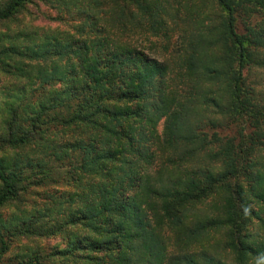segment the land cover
<instances>
[{
  "label": "trees",
  "instance_id": "obj_1",
  "mask_svg": "<svg viewBox=\"0 0 264 264\" xmlns=\"http://www.w3.org/2000/svg\"><path fill=\"white\" fill-rule=\"evenodd\" d=\"M34 1L0 0V23ZM79 10L70 30L0 31L1 70L42 87L32 103L23 88L0 105V264L19 237L34 243L15 264H264V99L246 75L264 67V0ZM180 22L190 34L177 64L131 32L168 40ZM62 177L72 189L3 217ZM53 238L63 242L38 245Z\"/></svg>",
  "mask_w": 264,
  "mask_h": 264
},
{
  "label": "rangeland",
  "instance_id": "obj_2",
  "mask_svg": "<svg viewBox=\"0 0 264 264\" xmlns=\"http://www.w3.org/2000/svg\"><path fill=\"white\" fill-rule=\"evenodd\" d=\"M66 1L73 2V5L69 8L66 7L65 4L59 3L57 1L49 2L46 0H35L33 3L27 4L26 8L18 14L16 19L6 23H0V31L13 33L18 31H31L37 29L70 30L71 25L76 26L77 24H79L80 20L83 21L85 19V15L80 12L79 8H84L89 0ZM195 2L197 5L200 4V0H195ZM75 4H77L79 7H76L77 5ZM203 6L205 7L204 10L209 11L216 8L215 6H212L210 2L207 4L205 3ZM67 8H69V10H67ZM73 17H75V20H73ZM256 20L264 23V13L259 14ZM177 26L178 29H176V31L171 34L168 40H165L161 35H155V33L151 31H145V29L141 28L140 26L133 28V31L131 32H135L134 35L139 47L144 48L154 57H157L161 60L170 59V62H173V64H177L175 61L179 57L178 54L181 50L182 43L180 33L184 35V32H188V35L190 34V29L184 30L186 28L185 22H180V24L178 23ZM188 27L192 28L190 26ZM239 28L240 31H243L244 29L242 24ZM13 63L15 64V62ZM21 68L30 70V68L25 65H22ZM9 69L11 71H3L0 68V105L2 103H6L8 96H11V94L16 93L23 88H26L28 91L34 90V98L32 97V95H30L29 97V101L31 103L33 102V100H37L36 98L40 96L42 87L39 86V81H34L36 75L34 76L33 80H31V82L33 81V85L30 86V79H28L27 77L19 76V73L15 68ZM246 75L248 83H250L255 89L256 96L264 99V67H250L248 70H246ZM45 87L48 88L49 85L45 84ZM206 113H208V111H206ZM24 116L25 117H23L21 121L23 125L26 126V124L28 123L26 122V119L29 117V115H27V112H25ZM3 117L4 116L0 115V142L3 138L2 136L4 133V128L2 126L5 122L3 120ZM235 132L236 129H233L230 134H234ZM226 133H228V131H226ZM261 161L262 163H264V152L261 156ZM66 178L67 177H62L59 183H49L42 186H32L28 189L29 192L26 194V201L23 200L22 202L11 204L10 206L2 209L1 213L3 217L9 220V218L17 211L22 212L25 208H30L31 206L33 207L34 203L45 202L46 197L50 192H54L55 190L67 191L72 189V186L67 184L68 182H70V180H65ZM13 242V249L5 258L6 264H15L16 254H24L25 250L34 243V240H32V238L26 239L24 237H19L13 240ZM59 242L63 241H61L60 238H53L48 240H39L38 245L41 246L42 243L46 245H53Z\"/></svg>",
  "mask_w": 264,
  "mask_h": 264
}]
</instances>
